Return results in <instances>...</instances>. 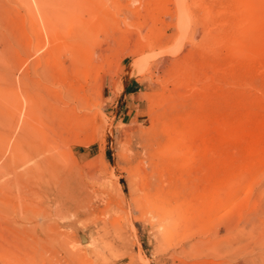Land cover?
<instances>
[{"label":"rangeland","instance_id":"obj_1","mask_svg":"<svg viewBox=\"0 0 264 264\" xmlns=\"http://www.w3.org/2000/svg\"><path fill=\"white\" fill-rule=\"evenodd\" d=\"M0 52L11 62L0 66V264H89V256L92 264H206L210 259L190 248L199 232L264 208V155L255 153L264 143V0H0ZM43 56L49 79L39 80ZM25 71L34 81L23 88L33 99L21 94L17 77ZM3 72L15 74L21 100L4 94L10 81ZM72 85L81 86L84 104L56 123L72 159L61 164L73 163L82 197L69 207L50 205L36 191L19 193L10 182L23 170L12 143L21 119L32 129L23 167H33L46 148L40 97L46 94V109L60 106L59 89ZM15 105L22 108L18 124ZM152 111L157 119L147 136L164 138L177 122L178 135L192 143L183 152L143 155L146 171L136 181L125 135L135 120L149 123ZM162 123L171 126L161 131ZM146 185L179 211L198 212L200 229L189 226L194 236L184 228L159 241L156 217L135 200L137 187ZM181 230L190 235L186 242ZM86 240L93 244L84 246ZM74 244L80 258L65 251ZM93 247L105 257L93 260Z\"/></svg>","mask_w":264,"mask_h":264},{"label":"bare ground","instance_id":"obj_2","mask_svg":"<svg viewBox=\"0 0 264 264\" xmlns=\"http://www.w3.org/2000/svg\"><path fill=\"white\" fill-rule=\"evenodd\" d=\"M36 1H38V0H36ZM182 4H183V2L181 3V6H184V4L183 5ZM251 4H252V2H251ZM28 8H30V7H28ZM241 10L243 11L244 8L243 9L241 8ZM242 11H240V13H242ZM244 15H246V13ZM239 16H240V14H239ZM243 16H241V17H243ZM245 21H247V20H244V23H245ZM46 22H47V20H46ZM232 22H234V21H232ZM238 22H240V21H238ZM45 24L46 23H41V29L43 31L47 29ZM241 25L242 24H240V26ZM38 26H39V24H38ZM38 28H40V27H37V29ZM37 32H39V31H37ZM41 34L43 35L44 32H42ZM37 61H39V58H38ZM8 62H10L9 59H8ZM8 62H7V59L2 56V52H0V63H1L0 66H4V67L9 69L8 64H7ZM39 65H40L41 69L39 68V72L37 71V73H38L37 79L40 80L39 77H41V76H42V80L49 79L48 75H47V71H46V68L48 69V67H46L47 61H46V58L44 56L42 58L41 64L39 63ZM9 72H10V70H9ZM9 72L8 73H4L3 72L4 74L8 75V76L7 75L4 76L5 79L10 81V82L7 83V86H6L5 90H4L5 91L4 94L7 95V98L13 99L14 101H16V99L19 96L18 88L16 87V84H14L15 82H13V80L16 81V78L14 76L15 74H13V76H12ZM9 74L12 77H9ZM17 78L19 79L18 83L22 85V87L18 86L19 88L21 87L20 88L21 90L24 89L23 87L28 85L27 82L31 83L32 81H34L28 71L22 72V74L19 75V77H17ZM30 83H29L28 86H30ZM79 87H81V86L78 85V86L75 87L74 85H72V86L65 87L63 90L59 89L60 93L57 92L59 94L58 98L59 99H63V101L65 103V104H63V102H62L63 106H61L62 104L60 106H56V107H50L49 106V108L46 109L47 108V105H46V101H47L46 94L45 95L43 94V97H45V98H43L42 96L40 97V98L43 99V100L41 99L42 102L40 101V98H39V102L38 103L41 102L42 105L40 106V104H41L40 103V104H38L39 105L38 107L42 108V110H43V114H42L43 118H42V120L44 121V126H42V127L44 129H46V131H43V134H45L44 138L47 137L48 139L45 138V141H44V144H46V148L44 149L45 151L42 152L44 154H42L41 158H39L35 162V165H33V167H32V165H31V167H30V165H28L29 167L26 166L27 168L23 167L25 164H28L29 163L28 160L31 159V155L30 154H31V148H32V145H30V143H29L30 142V138H28L29 136L32 137V129H29V128H31L30 127L31 125L27 127V126L21 124L22 121L25 120V119H23V120L21 119V123L19 125L18 130L20 129V131L21 130L22 131L19 134H18V132H16L17 133L16 135H19V136L18 137L14 136L13 141L15 139H17V140L12 142L14 144L13 145L14 146L13 147L14 148L13 149L14 162H16V165H18L17 167H20V166L23 165L21 167L23 170H20V171H17L16 173H14L15 175L13 174L14 177L11 179L12 182H10V183L15 185V187H16L15 189L18 188L19 191L21 190L22 194L24 193V191H27L29 193H31V191H36L37 195H40V196L41 195L45 196V194H46L48 203H50V205H51V203L55 204V205H68L70 202L74 203V204H77V205L81 204V200L80 199L82 197H80V194H79V187H78V184H77L76 172H75V170H73V168H71V165L73 163H71V165H69V166H67V164L66 165L64 164L65 166H63L62 165L63 163L61 162V161L64 162L65 159L68 158L69 155H70L69 154L70 152L68 153V150L64 147V143L67 140H65V138H62V136H60V133L56 130V128H57L56 125H58L56 123H58L61 118L63 120V117H65V115L68 118L69 113L72 112V110H74V106L76 104L77 105L81 104L78 107H80V106H82L84 104L82 92L79 91ZM26 88L27 89H24L25 91L22 90L21 94L23 92H27L26 96L27 97L30 96L29 98L33 99L31 97L33 94L31 92L28 93V90L30 91L31 89H28L29 87H26ZM83 95H84V93H83ZM27 97H24L25 98L24 100H26ZM29 98H27V100H29ZM31 99H30V101H31ZM18 100H21V99L18 98ZM17 102H20V101H17ZM47 104H49V103H47ZM45 105H46V107H45ZM15 107H16V105H15ZM44 107H45V109H44ZM17 109H18V111H16ZM17 109L15 110L16 111L15 112V121L18 124V121H19L18 119L20 118L19 115H21V114H19V115H17V114H18V112L21 111L19 109H22V108H17ZM156 111H152V112L148 113L149 114V119H150L149 123H147L145 121L146 118H145V120H142V122L138 121V120H135L133 122L134 124H132V125H134V127H132L130 129V131H127V133L125 135L126 136V142L124 141L125 142L124 143V148L126 150H129V149L133 150V153L130 156H128V159H129L128 163H130V162L133 163L134 161H137L136 162L137 164L133 166V170H132V175H133L132 177H134L135 178L134 180H136V181L141 177V175L145 174L146 169L143 168L142 163L140 162L141 158L144 157L145 154H148L149 152H151V154H152V152H154V151H159V152L168 151V152H173V153H175V152H183V151H185V149L190 148V144L192 143V141L188 142L189 140L187 142L184 141V139H185L183 137L184 134H179L178 135L177 131L181 127L183 128V125L179 126V123H177V122L175 124L174 123V121L176 120L175 118H174L175 120H172V118H171V120L177 127L173 124L174 128H172V130L170 129L171 131L169 130L171 133L165 134L163 132L166 135L164 138H160V137H158L156 135L154 137H150L149 135L147 136L146 133L148 132V130L151 127V121L156 117L154 115V114H156ZM165 112H166V110H165ZM24 114H25V111H24ZM16 115L18 116V118H17ZM153 115L155 117H153ZM22 118H24V117H22ZM39 118H41V117H39ZM156 119H157V117H156ZM15 121L13 122V126L14 127H15L14 123H16ZM25 122L27 123L28 121L25 120ZM59 124H62V123H59ZM165 124H167V123H165ZM165 124L164 123L161 124V126H160V130L161 131L165 130L166 128H169L172 125L171 122H170L171 125L170 124L165 125ZM188 124L191 125V123H188ZM8 125H6L7 128L9 127ZM186 125L187 124H185L184 126H186ZM22 126H24V127H22ZM165 126H166V128H165ZM14 127H12V128H14ZM16 127H17V125H16ZM20 127L23 128L24 130L21 129ZM127 127H129V126H127ZM15 129L16 128H14L13 130H15ZM27 129H29V130H27ZM191 129L193 131L192 127H191ZM262 130H263V128L260 131H262ZM28 131H30L31 133L28 132ZM188 132H189V135H190L191 131H188ZM10 133L12 134V131ZM166 133H167V131H166ZM176 133H177V135H176ZM28 134H29V136L27 137L26 135H28ZM191 135H192V137H194V132H192ZM41 136H39V137H41ZM250 137L251 136H249V138ZM26 138H28V139H26ZM10 139H12V138H10ZM195 139H193V140L195 141ZM246 139H248V137ZM255 139H256V137H255ZM257 139H258V137H257ZM244 140H242L241 143ZM252 140H254V138H252L250 141L252 142ZM247 141H248V144L253 145L249 140H247ZM247 141H246V143H247ZM254 141L258 142L257 140H254ZM246 143H245V145H246ZM134 144H137L138 147H134L133 148ZM242 144H244V143H242ZM256 145H258L257 146L258 148H256L257 151H255V153L258 154V155H264V143H263V141H260V143H258ZM245 147H247V146H245ZM67 148H69V147H67ZM255 153L252 155L253 157L255 156ZM146 156H148V155H146ZM184 156L187 157V155H184ZM39 157H40V155H39ZM260 158H261V156H260ZM69 159L70 158H68V162H70ZM70 160H72V159H70ZM26 162H28V163H26ZM145 162L147 163V160ZM253 163H255V162H253ZM145 167H146V164H145ZM21 168H19V169H21ZM33 179L35 181H37L36 184L34 185V187L32 186L34 189H32V187H31V184L33 185V183L30 182V180L34 181ZM6 184H7V186L9 185L8 182L7 183L5 182L3 187H6ZM137 185H138V183H137ZM150 186L151 185H146V186H141V187L138 186L137 187V192H136V198L137 199H135V200H137L138 203L140 204L139 206L141 208H143V212L144 213H148L151 216L156 217L157 221L155 220V224H158V226H159V228H158L159 229V234H160V235H158L160 237L159 241L163 242V240H166V239H163V238H166L168 235L169 236L175 235L177 230H180V229L183 230L184 228L188 229V230L187 231L183 230V231L188 232L190 230L191 233L194 236L195 232L192 231L191 229L192 228H196V226H194V225L197 224V222L195 223V221H197V220H195L196 217H194L193 215H195L197 211L193 210V212L190 211V213H188V211H187V214L185 212H182L183 210L179 211L177 208H175L176 206L175 207H172L174 205L170 206L171 202L169 201V199L166 198V196H164V195L162 196L163 193H161V196L158 193L151 194V190H152L151 187L152 186L151 187ZM9 187H10V185H9ZM155 190H156V188H155ZM21 191L19 193H21ZM26 196H28V195H26ZM197 205H199V204H197ZM260 206H256L253 210L250 209L251 211L248 210V212L243 216V218L241 217L242 213H240L239 214L240 217L237 220L236 219L228 220V221H225L223 223H221V221H220V223L214 225L207 233L205 232V233L202 234V232L196 231V232H199L198 235H197L198 238L192 240V247H190V248H194L195 251H197L199 254L202 255V257H205L206 259H210L209 261L206 260V262L202 261V262H204L206 264H264V208L260 207ZM71 208H72V206H71ZM81 208H83V207L81 206ZM75 215H76V213H75ZM222 215H223V213H222ZM152 218H151V223H152ZM153 223H154V221H153ZM211 224L212 225L215 224V220H214V222L212 221ZM189 226H191V227L194 226V227H192L190 229ZM197 227L199 228L200 224ZM198 228H196V229H198ZM222 229L225 231V233H224L223 236H219L220 235L219 232ZM182 230H181L182 234L181 233L179 234L181 236H183V231ZM190 231H189V233H190ZM186 232H184V234ZM186 235H188V234L186 233L183 236V237H185V241H184L183 237L179 236L180 239L183 238V239L180 240V242L182 240L184 242H186V239L188 238V237L186 238ZM188 236L190 237V235H188ZM167 239H169V238L167 237ZM189 239H192V238H189ZM100 240H102V239L100 238ZM90 242H88V240H86L84 246H90V244L92 243V242L91 243ZM76 244H79V243H76ZM100 246L102 247V242L100 243ZM182 246H183V244H182ZM105 247H106V245H105ZM96 249H97V251H96ZM96 249L94 248V251L97 252L96 256H94L96 254V252L92 251L90 253V254L93 255V260H94V257H98L99 253H102V252H98V250H100V248L96 247ZM80 250L81 249L78 248V245L75 246V244H74V245H71L70 247H68L67 250H65V251H69V252H67L69 254L68 256L79 257L80 258L81 257ZM187 250L188 249H186L183 246L180 249V252H184V254H185V252ZM93 252L95 254H93ZM102 254H104V253H102ZM102 254H99V255H102ZM103 257H105V254H104ZM91 258H92V256H91ZM98 259H97V261H98ZM73 260H74V258H73ZM85 260H86V258H85ZM87 260H88L89 264H92V259H90V256L88 257ZM105 260H107V259H105ZM213 260H217V261H213Z\"/></svg>","mask_w":264,"mask_h":264}]
</instances>
